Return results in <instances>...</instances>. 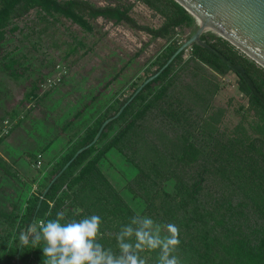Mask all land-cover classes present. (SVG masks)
Wrapping results in <instances>:
<instances>
[{
	"label": "trees",
	"instance_id": "1",
	"mask_svg": "<svg viewBox=\"0 0 264 264\" xmlns=\"http://www.w3.org/2000/svg\"><path fill=\"white\" fill-rule=\"evenodd\" d=\"M136 1L159 14L164 19L162 25H140L130 14L132 5L101 7L84 0H0V41L11 21L32 9L61 15L88 31L92 27L85 16L113 20L168 42L153 63L157 70L147 80L166 65L199 26L174 0ZM202 39L233 64L243 67L264 97V68L212 32L203 34ZM185 53L148 84L120 117L106 126L97 143L63 173L77 152L95 139L104 122L115 117L140 86L109 113L99 116L52 168L43 167L48 147L38 155L35 163H42L40 170L45 175L41 190L26 200L24 209L15 204L9 211H0V264H43L41 248L22 245L19 237L34 220L54 218L59 211L69 219L99 215L102 233H115L128 223L136 212L101 167L113 150L137 171L126 190L144 202L145 213L158 222L178 226L180 245L176 255L181 264H264V105L245 81L209 50L193 46L188 57ZM230 73L239 78L240 90L254 112L251 134L243 127L232 134L217 127L222 114L213 108L220 90L216 76ZM45 80L27 93L26 105L34 102L35 107L42 99L41 84ZM18 114L9 116L14 119ZM0 165L6 164L2 161ZM171 182L174 186L169 191ZM100 242L115 249L114 236L110 239L105 235ZM142 255L148 257L149 264H155V253Z\"/></svg>",
	"mask_w": 264,
	"mask_h": 264
},
{
	"label": "rangeland",
	"instance_id": "2",
	"mask_svg": "<svg viewBox=\"0 0 264 264\" xmlns=\"http://www.w3.org/2000/svg\"><path fill=\"white\" fill-rule=\"evenodd\" d=\"M84 1L101 7L132 5L131 16L148 27L158 28L164 21L136 0ZM85 17L92 31L61 15L32 9L4 30L0 41V124L13 112H24L30 104L26 105L27 93L54 73L57 65L65 66L68 75L60 86L41 96L32 110H27L25 119L0 144V162L6 164L0 165V211H9L15 204L24 209L26 200L41 190L45 175L35 162L43 150L48 147L43 154V167L48 170L99 116L132 95L158 68L153 63L167 46L166 40L153 39L113 20ZM190 53L191 49L185 57ZM216 77L220 90L213 108L222 114L217 127L228 134L243 127L251 134L254 112L240 90L239 78L233 73ZM101 167L130 207L147 215L144 202L126 190L137 171L125 158L113 150ZM173 186L174 182L169 183L167 190L172 191Z\"/></svg>",
	"mask_w": 264,
	"mask_h": 264
},
{
	"label": "clouds",
	"instance_id": "3",
	"mask_svg": "<svg viewBox=\"0 0 264 264\" xmlns=\"http://www.w3.org/2000/svg\"><path fill=\"white\" fill-rule=\"evenodd\" d=\"M101 224L96 214L69 219L59 211L54 218L34 220L19 239L22 245L41 248L43 264H149L144 253H155V264H181L176 255L180 245L176 224L140 213L115 233H102ZM105 235L114 236L115 249L100 242Z\"/></svg>",
	"mask_w": 264,
	"mask_h": 264
},
{
	"label": "water",
	"instance_id": "4",
	"mask_svg": "<svg viewBox=\"0 0 264 264\" xmlns=\"http://www.w3.org/2000/svg\"><path fill=\"white\" fill-rule=\"evenodd\" d=\"M190 13L199 26L194 35L187 39L169 59L166 65L154 76L147 79L136 91L133 97L126 103L119 113L104 122L95 139L86 147L77 152L75 157L63 169L85 150L94 146L99 140L106 126L120 117L124 109L134 98L151 82L159 77L179 56L198 46L209 50L232 71H234L250 88L252 94L264 105V97L259 93L254 83L249 79L245 69L233 64L223 54L214 49L202 39L203 34L212 32L231 43L259 66L264 68V0H174ZM56 180V179H55ZM54 182V181H53ZM51 186V185H50ZM49 186V188H50ZM46 190L45 194L48 192Z\"/></svg>",
	"mask_w": 264,
	"mask_h": 264
},
{
	"label": "built area",
	"instance_id": "5",
	"mask_svg": "<svg viewBox=\"0 0 264 264\" xmlns=\"http://www.w3.org/2000/svg\"><path fill=\"white\" fill-rule=\"evenodd\" d=\"M68 71L65 66L63 65H57L54 74L52 76H49L46 78V80L41 84V93L40 96L45 94L48 91H51L52 89L59 86L62 81L67 77ZM34 108V102L27 105L26 109L23 113H20V115L16 118H5L1 124H0V141L6 137H8L15 126L18 125L19 122L23 121L25 119V113L27 110H32ZM38 168L40 169L42 166L41 162L37 163Z\"/></svg>",
	"mask_w": 264,
	"mask_h": 264
},
{
	"label": "crops",
	"instance_id": "6",
	"mask_svg": "<svg viewBox=\"0 0 264 264\" xmlns=\"http://www.w3.org/2000/svg\"><path fill=\"white\" fill-rule=\"evenodd\" d=\"M54 73H52L50 76H52Z\"/></svg>",
	"mask_w": 264,
	"mask_h": 264
}]
</instances>
